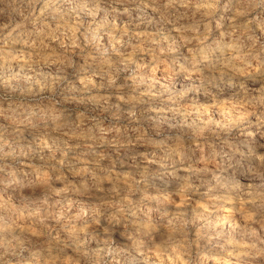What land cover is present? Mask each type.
Wrapping results in <instances>:
<instances>
[{
	"label": "clouds",
	"instance_id": "obj_1",
	"mask_svg": "<svg viewBox=\"0 0 264 264\" xmlns=\"http://www.w3.org/2000/svg\"><path fill=\"white\" fill-rule=\"evenodd\" d=\"M0 264H264V0H0Z\"/></svg>",
	"mask_w": 264,
	"mask_h": 264
}]
</instances>
